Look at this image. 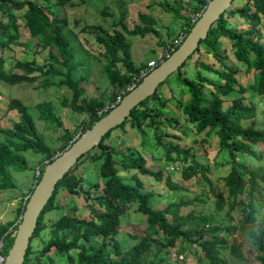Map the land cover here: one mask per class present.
Listing matches in <instances>:
<instances>
[{"label":"trees","instance_id":"trees-1","mask_svg":"<svg viewBox=\"0 0 264 264\" xmlns=\"http://www.w3.org/2000/svg\"><path fill=\"white\" fill-rule=\"evenodd\" d=\"M184 1L172 0V4L158 3L174 18H181L183 21L178 34L179 40L176 43L167 44V53L159 61H153V66L148 65L147 62L137 65L133 61L131 44L127 39L128 36L144 37L149 33L157 34L154 28L155 19L150 14L139 13L138 18L142 24H135L132 28H127L122 15L118 22L113 23L112 34L106 32L100 25L82 28L94 33L96 41L104 49L103 56L106 62L101 70L110 77L113 94L111 104L105 107L102 98H87L84 95L81 81L85 79V76L74 77V71L82 66L83 62L72 60L76 46L71 39V34L76 36L77 32L68 29L67 16L59 17L58 13L51 10V8L71 5L72 0H55L51 3V8L48 3H40L38 0H0V45H9L19 38L17 12L22 11L25 23L31 35L36 37L38 45L41 48L53 46L57 50V53L49 50L43 64L37 63L34 58H25L16 60L14 68L10 70L4 68V60L0 57V81L9 85L38 82L37 87L44 89L53 85L66 86L71 90V95L61 98L60 107L87 116V120H83L80 125L78 134H81L116 105L152 67L177 48L209 0H187L195 13L194 17L180 13ZM231 17L241 18L246 26L242 29L229 27L228 20ZM263 17L264 0H243L238 4L232 3L211 25L206 37L200 40L193 52V54L197 53L200 48H203L205 53L216 59L223 69L216 68L202 59H196L195 62L200 69L195 71L194 77H189L182 70L186 60L177 71L171 74L172 79H169L171 77L169 75L157 86L152 95L140 101L130 111L121 124L110 129L97 145L78 158L75 165L57 182L55 190L39 214L23 264H57L54 255L63 257L65 264H175L163 255V252H168L163 249L175 245L178 239L180 242L187 241L199 246L202 251V256L199 257L200 262L225 264L226 260L220 254L228 250L241 264H246L247 257L244 254L242 242L237 241L236 237L228 240L225 235L234 234L246 225L254 223L258 224L256 229L249 227L247 231L259 251L256 259L259 264H264V215L257 222L253 207L255 193L263 194L264 192V185L261 186L258 182L259 180L264 184V172L260 174L248 163L233 157L234 152H242L257 159L262 158L264 127L257 125L256 106L253 103H246L243 94L250 88L252 92L264 98V44L261 42ZM223 39L229 42L235 59L245 63L247 70L253 69L252 82L248 88L238 82L237 68L225 61L228 55L222 49ZM201 69L214 74L216 79L207 77ZM49 76L61 78L55 82ZM166 82L176 83L179 97L162 96L160 87ZM206 86H209L208 91L205 90ZM185 95L188 97L187 100H183ZM230 96L231 103L224 108L223 103ZM168 101L182 110L186 119L194 124L196 132L200 133L208 129L207 134L217 135L219 149L229 153L230 168L224 176H221L226 195L214 186H210L209 191L218 210H222L224 205L228 204L226 214L231 220L232 211L242 205L239 223L215 224L212 214H197L193 211L182 215L181 207L195 202L198 196L192 199L180 197L169 200L162 209H153L151 199L156 193L153 190L141 191L143 182L138 173L152 175L160 180L162 171L148 168L141 155L134 157L135 150H116L114 146L105 142L114 129L123 128L127 123L139 131L143 130V125L153 126L155 143L162 147L165 160H189V163L181 168L183 178L189 179L200 173L209 181L208 174L211 171L209 166L200 163L191 155V147H181L178 143L171 141L169 138L173 136L167 130L160 128L161 124L170 126L178 122L174 116L165 111ZM36 108L41 119L60 125L59 116L53 112L48 101L37 102ZM7 109L15 110L19 114V119L13 122L11 127L0 126V133L4 135V140L0 141V191L14 187L8 168L19 171L27 169V161L22 151L31 149L41 153L47 162L51 161L57 152L40 138L28 106L20 98L10 97ZM244 121L249 122L244 124ZM74 138L75 134L66 130L58 137L63 140L59 151L67 147ZM175 138L180 139L178 136ZM255 147H259L260 151H257ZM86 160L99 162L97 172L100 181L92 182L87 189L82 190L81 179L77 177L75 170ZM44 164L39 166L38 174L28 194L16 208L14 219L0 224L2 251H7L13 242L12 233L17 228L28 196L38 182ZM121 169L136 170L128 175V179L133 182L125 180ZM165 182L173 189L179 188L171 180L170 175H166ZM62 189L71 194H84L88 202V218L75 214L78 207L72 205L50 223H45L46 213L59 208L56 197ZM243 194L247 200L239 197ZM131 204H134L136 210L144 216L146 227L144 235L130 248L123 250L115 235L121 228V215ZM46 230V237H42V233ZM159 232L166 237L165 241L153 237ZM37 237L43 239L42 246L32 256V241ZM153 247L155 251L149 258V252ZM183 249L180 246L179 251Z\"/></svg>","mask_w":264,"mask_h":264},{"label":"rangeland","instance_id":"rangeland-1","mask_svg":"<svg viewBox=\"0 0 264 264\" xmlns=\"http://www.w3.org/2000/svg\"><path fill=\"white\" fill-rule=\"evenodd\" d=\"M40 3H48L51 5L55 0H38ZM243 0H233V4H238ZM169 2L172 0H72L71 5H66L63 8H51V10L58 13L59 17L67 16L68 29L77 32L74 36L71 34V39L76 46L73 55V62L82 61L83 65L74 71V77L79 78L81 75L85 79L81 81L84 87V95L87 98L100 97L104 100L105 107L111 104L112 100V84L110 77L102 72L101 68L105 64L106 59L103 56V47L96 41L95 34L90 32L87 28L90 25H100L106 32L113 33V23L118 22L123 15V22L127 28H132L135 24H142L139 20V13L150 14L155 19L154 28L157 34L149 33L144 37L128 36V41L131 44V56L133 61L140 65L142 62H147L148 65L152 61H159L163 55L167 53V44L170 42L176 43L179 40L180 26L182 23L181 18H174L171 13L165 11L158 3ZM180 13L195 16L192 6L188 4L187 0L184 1ZM17 23H19V38L9 45H0V57L4 60V68L7 70L14 68V62L21 59H35L39 64H43L47 58L48 51L57 53L55 47L41 48L36 37L30 33L28 26L25 23L22 11L17 12ZM77 21V22H75ZM229 27L242 29L246 26L241 18H229ZM262 38L261 42L264 44V17L261 25ZM166 43V44H164ZM222 49L228 55L225 60L228 64L234 65L237 68V80L242 85L248 88L252 82L253 69L247 70L246 64L238 62L233 56L231 47L227 39L222 40ZM196 59H202L206 63L212 64L216 68L223 69L218 61L206 54L203 48L199 52L194 53L187 59L186 65L182 68L185 74L189 77H194L197 69H200L196 64ZM17 70V69H15ZM202 73L211 79H216L215 75L201 69ZM55 82H58L60 76H49ZM169 79H172V75ZM38 83V82H36ZM16 84L9 85L0 81V126L11 127L13 122L19 119V114L15 110H8L7 103L10 97L17 96L27 106L29 113L32 115L38 135L44 143L51 149L59 153V149L63 144V140L58 139L64 132L70 131L79 135V128L83 120H87V116L83 113H75L68 108L60 107V100L64 96H70L71 90L64 85H53L47 89L37 87V84ZM209 86H206L208 91ZM160 93L163 97H179L178 90L175 82L165 83L160 87ZM246 103H253L256 106L257 125L264 127V98L255 94L250 88L243 94ZM233 96V95H232ZM187 95L183 100H187ZM48 101L51 105L53 112L59 116L60 125L46 121L40 118L39 111L36 108V103L39 101ZM231 103V96L226 98L223 107ZM165 111L169 115L174 116L178 122L170 126L160 125V128L167 130L173 137L169 139L178 143L181 147H191L190 153L193 157L204 165H208L210 172L208 174L209 181L204 179L200 173L195 174L189 179H185L181 175V168L189 163L186 161H168L164 159V152L161 146L155 143L153 134V126H142V131L133 128L127 123L123 128L114 129L110 136L105 140L107 144L115 147L116 150L133 149L135 150L134 157L141 155L146 163L145 165L152 169L162 171L160 180L155 179L152 175H144L138 173L139 178L143 182L141 191L153 190L156 195L151 199L153 209H162L169 200H176L180 197L183 199H192L198 196V199L188 205L181 207L180 213L187 214L189 211L194 213H207L212 214L215 224L226 225L229 223H239L241 216V207L239 205L235 208L231 215L232 220L226 214L228 204L224 205L222 210H218L214 203V198L209 191L210 186L220 189L226 195V188L223 185L221 176H224L230 168L231 157L225 150L219 149L218 136L214 133L204 131L198 133L195 131L194 124L186 119V116L181 109L177 108L175 104L168 101L165 106ZM249 121H244L246 124ZM180 137L177 140L175 137ZM4 140V135L0 133V141ZM260 151L259 147H255ZM262 158L257 159L242 152H234L233 157L258 170L261 174L264 172V148L262 147ZM27 161V169L15 170L8 168L11 180L14 187L7 188L0 191V224L6 223L14 219L16 208L21 204L25 196L29 192V188L35 181L38 174V168L41 164L47 162L45 156L41 153L34 152L31 149L21 152ZM174 156V153H172ZM99 162L86 160L78 166L75 170L77 177L81 179L82 190L87 189L89 184L95 181H100L98 177ZM119 166V165H117ZM121 174L125 176V180L133 182L128 179V175L136 172L134 169H121ZM166 175H170L171 180L179 187L173 189L165 182ZM261 186L264 184L260 182ZM239 197L247 200L245 195ZM56 203L59 205L58 209L49 211L45 215V223H50L53 219L58 217L63 211H66L72 205H77L78 210L74 212L80 217H89V210L87 208V200L84 194L76 195L62 189L56 197ZM253 207L257 222H259L264 215V192H256L253 200ZM121 228L115 235L123 250L130 248L139 238L144 235L146 222L144 216L136 210V206L131 204L129 208L121 215ZM258 226L257 223L246 225L234 232L231 235H225L228 240L231 237H236L237 241L242 242L244 254L247 257L246 264H259L256 255L259 251L256 249L253 239L249 236L247 229L249 227L254 230ZM46 231L42 233V237H46ZM224 235V234H222ZM154 238L165 241L166 237L163 233L159 232L153 235ZM41 238H35L32 241L33 253L38 252L42 246ZM182 246L183 251H179ZM163 250L168 252L164 253L170 261L175 264H207L200 262L199 257L202 256V251L196 244H191L187 241L180 242L179 239L175 241V245L167 246ZM155 247H153L148 257H152ZM52 251H50L51 253ZM226 260L225 264H241V262L233 257L228 250H224L221 254ZM54 260L57 264H65V259L54 255Z\"/></svg>","mask_w":264,"mask_h":264},{"label":"water","instance_id":"water-1","mask_svg":"<svg viewBox=\"0 0 264 264\" xmlns=\"http://www.w3.org/2000/svg\"><path fill=\"white\" fill-rule=\"evenodd\" d=\"M232 1L209 0L175 50L152 67L141 81L130 88L106 114L77 135L51 161L44 164L41 176L28 196L17 228L12 233L13 242L7 251H3L2 264H23L38 216L55 190L57 182L75 165L81 155L97 145L110 129L117 127L125 120L140 101L152 95L161 82L177 71L193 54L200 40L206 37L211 25L232 4Z\"/></svg>","mask_w":264,"mask_h":264},{"label":"built area","instance_id":"built-area-1","mask_svg":"<svg viewBox=\"0 0 264 264\" xmlns=\"http://www.w3.org/2000/svg\"><path fill=\"white\" fill-rule=\"evenodd\" d=\"M150 65L153 66L154 62L152 61ZM1 251H2V242H0V264L3 263V259H4L3 251L2 252Z\"/></svg>","mask_w":264,"mask_h":264}]
</instances>
